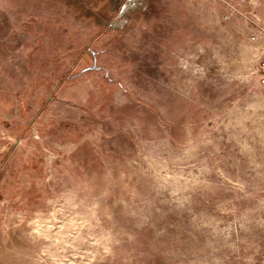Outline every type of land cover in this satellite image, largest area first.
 Wrapping results in <instances>:
<instances>
[{
  "label": "rangeland",
  "instance_id": "1",
  "mask_svg": "<svg viewBox=\"0 0 264 264\" xmlns=\"http://www.w3.org/2000/svg\"><path fill=\"white\" fill-rule=\"evenodd\" d=\"M0 264H264V0H0Z\"/></svg>",
  "mask_w": 264,
  "mask_h": 264
}]
</instances>
